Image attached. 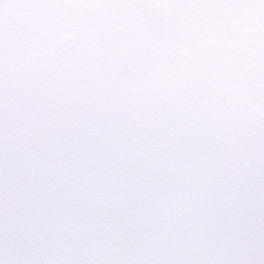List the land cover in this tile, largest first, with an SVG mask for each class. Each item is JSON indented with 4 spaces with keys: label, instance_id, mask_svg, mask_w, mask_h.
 Listing matches in <instances>:
<instances>
[{
    "label": "snow or ice",
    "instance_id": "6c2138e0",
    "mask_svg": "<svg viewBox=\"0 0 264 264\" xmlns=\"http://www.w3.org/2000/svg\"><path fill=\"white\" fill-rule=\"evenodd\" d=\"M0 264H264V0H0Z\"/></svg>",
    "mask_w": 264,
    "mask_h": 264
}]
</instances>
